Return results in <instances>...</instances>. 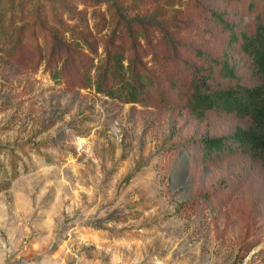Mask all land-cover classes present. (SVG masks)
I'll use <instances>...</instances> for the list:
<instances>
[{"label": "rangeland", "instance_id": "obj_1", "mask_svg": "<svg viewBox=\"0 0 264 264\" xmlns=\"http://www.w3.org/2000/svg\"><path fill=\"white\" fill-rule=\"evenodd\" d=\"M262 20L264 0H0V264H264L250 119L189 106L202 77L257 86ZM132 71L144 101L97 91Z\"/></svg>", "mask_w": 264, "mask_h": 264}, {"label": "trees", "instance_id": "obj_2", "mask_svg": "<svg viewBox=\"0 0 264 264\" xmlns=\"http://www.w3.org/2000/svg\"><path fill=\"white\" fill-rule=\"evenodd\" d=\"M241 51L248 59L251 76L257 82V86L230 87L225 90L214 89L213 86L204 80L193 81L192 93L189 99L191 111L199 119H203L206 112L210 110L222 111L229 115H236L239 118L250 119L247 128H238L233 135L239 148L250 153L264 165V20L256 24L253 34L243 35ZM115 60L121 70L122 56L115 55ZM127 70H131L130 66ZM224 78L236 79L235 70L227 63L221 68ZM113 77L119 81L118 86L103 88L101 83L97 85V91L108 97L116 98L126 103H140L145 100L146 89L154 85V78L143 73L131 72L125 77L117 72ZM107 79V72L100 74L99 79ZM237 85V84H236ZM222 138H213L204 141L205 152L211 155L214 150L223 146Z\"/></svg>", "mask_w": 264, "mask_h": 264}]
</instances>
